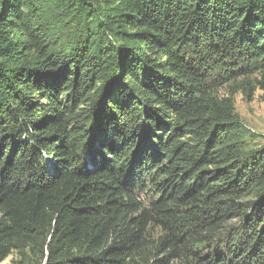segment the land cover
<instances>
[{"label": "trees", "instance_id": "16d2710c", "mask_svg": "<svg viewBox=\"0 0 264 264\" xmlns=\"http://www.w3.org/2000/svg\"><path fill=\"white\" fill-rule=\"evenodd\" d=\"M255 73L264 0H0V262L264 264Z\"/></svg>", "mask_w": 264, "mask_h": 264}, {"label": "rangeland", "instance_id": "374dc122", "mask_svg": "<svg viewBox=\"0 0 264 264\" xmlns=\"http://www.w3.org/2000/svg\"><path fill=\"white\" fill-rule=\"evenodd\" d=\"M257 74L248 76L245 84L250 85V90L240 88L233 96L235 110L249 129L245 137L251 145L264 141V87L259 82L261 77ZM40 262L39 254L13 250L0 264H40ZM174 263L179 264L176 261Z\"/></svg>", "mask_w": 264, "mask_h": 264}]
</instances>
